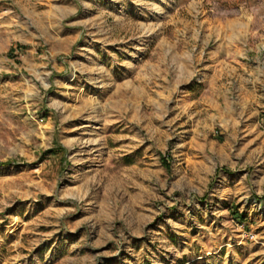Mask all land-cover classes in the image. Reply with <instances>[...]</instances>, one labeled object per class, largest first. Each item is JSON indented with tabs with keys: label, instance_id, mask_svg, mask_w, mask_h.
<instances>
[{
	"label": "rangeland",
	"instance_id": "rangeland-1",
	"mask_svg": "<svg viewBox=\"0 0 264 264\" xmlns=\"http://www.w3.org/2000/svg\"><path fill=\"white\" fill-rule=\"evenodd\" d=\"M0 264H264V0H0Z\"/></svg>",
	"mask_w": 264,
	"mask_h": 264
}]
</instances>
